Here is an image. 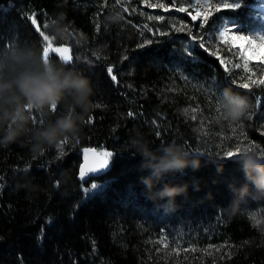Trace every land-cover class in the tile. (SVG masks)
I'll return each mask as SVG.
<instances>
[{"label": "trees", "instance_id": "16d2710c", "mask_svg": "<svg viewBox=\"0 0 264 264\" xmlns=\"http://www.w3.org/2000/svg\"><path fill=\"white\" fill-rule=\"evenodd\" d=\"M180 3L0 0V81L22 67H40L42 56L60 72L88 76L94 88V107L78 136L41 154L30 151L29 139L0 145V264H264V196L251 189L227 208L234 199L230 185L245 183L237 156L245 149L264 152V61L247 58L232 40H263L253 33H264V0L220 12L212 7L219 0H200L188 12L176 10ZM216 16L241 33L211 39ZM189 31L206 38L207 50L197 48L194 59L184 52L191 47ZM47 42L67 48L71 61L52 51L47 57ZM213 81L218 90L209 91L205 84ZM243 83L251 87H239ZM225 87L250 101L237 121L223 118ZM71 102L69 97L53 113H33L28 136ZM134 138L154 150L175 141L201 160L199 170L166 175L155 186L153 191L164 183L187 185L167 206L168 198H154L141 182L147 170L140 167ZM84 147L114 155L103 176L80 182ZM228 151L238 155L227 158ZM93 182L98 188L84 196L82 187Z\"/></svg>", "mask_w": 264, "mask_h": 264}, {"label": "clouds", "instance_id": "9594fccd", "mask_svg": "<svg viewBox=\"0 0 264 264\" xmlns=\"http://www.w3.org/2000/svg\"><path fill=\"white\" fill-rule=\"evenodd\" d=\"M106 18L114 21L116 16L113 14ZM119 18L122 19L120 14ZM38 60L40 67H22L13 79L0 81V97H3V106H0V125H3L0 145L29 139L30 151L41 154V150L58 144L65 137H76L81 133L85 116L94 107L91 99L94 88L90 78L81 72L76 74L72 69L60 72L54 69L51 62H45L42 56ZM222 91L224 120H239L250 107L248 97L234 92L230 87ZM69 97L72 102L63 115L28 136L33 113H53L55 107ZM131 143L141 156L140 167L147 170V175L140 178L141 182L154 198H168L166 206L177 195L184 193L187 185L164 183L153 191L155 186L166 175H182L186 169L196 171L201 166L199 157L190 155L175 141L162 144L155 150L143 138H134ZM237 160L244 172L245 183L239 187L230 185L234 199L227 207L229 209L248 196L251 189L255 190L256 196H264V154L252 149L243 150Z\"/></svg>", "mask_w": 264, "mask_h": 264}, {"label": "snow or ice", "instance_id": "6c2138e0", "mask_svg": "<svg viewBox=\"0 0 264 264\" xmlns=\"http://www.w3.org/2000/svg\"><path fill=\"white\" fill-rule=\"evenodd\" d=\"M178 2V0H171V4L172 6H175L176 3ZM184 3H187L188 7L184 6ZM184 3H180V6L176 9L179 12H188L189 11V7L191 8H196L199 6L200 4V0H184ZM244 3V0H219V3L212 5V7L215 9L216 12H220V10L223 9H229V10H233L235 11L236 9L242 7ZM153 7H156L157 5H150ZM161 8H164L165 6L163 4L158 5ZM167 10V9H165ZM191 15V13H189ZM212 14L209 13L208 16H204L203 17V24L201 25V27H203V25L208 24L209 23V17ZM199 13L197 15H193L192 16V20L196 21L198 19ZM156 19L161 20L163 19V17H156ZM32 23L33 25H35L36 21L33 18L32 19ZM211 24L213 27V32L210 33V38L215 40V34L218 33L219 37L223 38L225 37L226 33L229 32H234V33H241V31L238 29L236 24H232L227 22L226 20H224L221 16H216L211 20ZM47 27V26H46ZM179 31H184V28H180ZM162 35L166 34V33H161ZM254 35H258L260 39H264V33L261 32H256L253 33ZM189 37H190V43H191V47H189L188 45L185 46L184 48V52L185 54L190 57L193 58V52L197 50V48L199 49H204L207 50L205 47L206 44V38L203 36H193L191 35V32L189 31ZM44 41H48V38L46 36L43 37ZM232 40H248L249 42H251V37L249 36H245V35H234L232 36ZM152 41L148 40L145 41V45L146 44H151ZM145 45H140V47H144ZM210 47V46H209ZM44 50H46L45 55L48 57L49 56V48L45 47ZM238 50V49H237ZM54 52L57 53H61V58L65 61H71L72 57L70 55H65V53L68 52L67 48H56L53 50ZM212 55H217L216 52H213ZM126 59V58H125ZM221 62L223 63V59L221 58ZM247 66V65H245ZM113 67L109 66L107 68V72L111 77V80L115 83L117 82V76L113 74ZM260 83H264V81H260ZM205 87L207 89H209V91H211V89L216 88L218 90V86L215 83V81L211 82V83H206ZM239 87L248 89L251 87V85L249 83H243L240 84ZM215 99L218 102V107L221 108L220 104H219V95L215 96ZM129 116H132L133 113L129 112L128 113ZM247 150V149H245ZM84 163L80 166V180L81 182H83L84 177H85V173H96L98 170L101 169H105L108 165L109 162L111 160V158L113 157L114 153L109 152V151H101V152H97L94 149H84ZM89 153H91V156H89ZM262 154H264V152H262ZM237 153H234L232 151H228L224 153V156L227 158H232L234 156H237ZM24 172H27L28 169H24L22 170ZM98 185L97 183L93 182L91 183V185L89 187H82L81 191L83 192L84 196H87V194L89 192H91L93 189H97ZM48 223H51V220L48 221ZM43 236V232H41V238ZM93 251H95V249L93 248Z\"/></svg>", "mask_w": 264, "mask_h": 264}, {"label": "rangeland", "instance_id": "374dc122", "mask_svg": "<svg viewBox=\"0 0 264 264\" xmlns=\"http://www.w3.org/2000/svg\"><path fill=\"white\" fill-rule=\"evenodd\" d=\"M236 44L240 48V51L247 58L264 61V39L262 41H245V40H235ZM49 48V51L54 52L53 50L56 48H65L64 46H55L50 42H47L46 45ZM46 52V51H45ZM61 57V53L54 52ZM65 55H70L69 52L65 53Z\"/></svg>", "mask_w": 264, "mask_h": 264}, {"label": "water", "instance_id": "95a60500", "mask_svg": "<svg viewBox=\"0 0 264 264\" xmlns=\"http://www.w3.org/2000/svg\"><path fill=\"white\" fill-rule=\"evenodd\" d=\"M94 149V148H91V147H84L81 149V163H80V166L84 163V149ZM95 150V149H94ZM89 156H91V153H89ZM80 166H79V170H80ZM109 169V165L105 168V169H101V170H98L96 173H85V177H84V180L83 182H85L87 179H94V178H98V177H101L103 176ZM78 170V180L81 182L79 176H80V171Z\"/></svg>", "mask_w": 264, "mask_h": 264}]
</instances>
